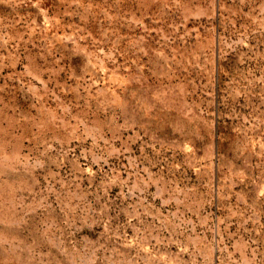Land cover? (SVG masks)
<instances>
[{
	"label": "rangeland",
	"instance_id": "rangeland-1",
	"mask_svg": "<svg viewBox=\"0 0 264 264\" xmlns=\"http://www.w3.org/2000/svg\"><path fill=\"white\" fill-rule=\"evenodd\" d=\"M0 264H264V0H0Z\"/></svg>",
	"mask_w": 264,
	"mask_h": 264
}]
</instances>
